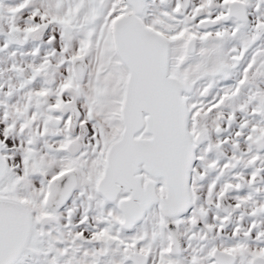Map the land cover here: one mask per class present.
Segmentation results:
<instances>
[{"label":"snow or ice","instance_id":"obj_1","mask_svg":"<svg viewBox=\"0 0 264 264\" xmlns=\"http://www.w3.org/2000/svg\"><path fill=\"white\" fill-rule=\"evenodd\" d=\"M0 264H264V0H0Z\"/></svg>","mask_w":264,"mask_h":264}]
</instances>
